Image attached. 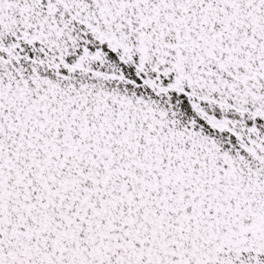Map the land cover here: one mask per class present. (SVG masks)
I'll use <instances>...</instances> for the list:
<instances>
[{
  "label": "water",
  "instance_id": "water-1",
  "mask_svg": "<svg viewBox=\"0 0 264 264\" xmlns=\"http://www.w3.org/2000/svg\"><path fill=\"white\" fill-rule=\"evenodd\" d=\"M0 264H264V0H0Z\"/></svg>",
  "mask_w": 264,
  "mask_h": 264
}]
</instances>
